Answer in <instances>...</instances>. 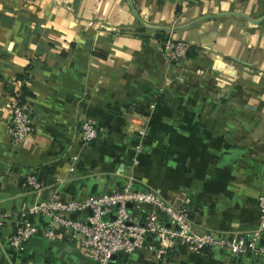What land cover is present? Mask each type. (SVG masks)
I'll return each instance as SVG.
<instances>
[{
    "label": "crops",
    "instance_id": "crops-1",
    "mask_svg": "<svg viewBox=\"0 0 264 264\" xmlns=\"http://www.w3.org/2000/svg\"><path fill=\"white\" fill-rule=\"evenodd\" d=\"M141 21L188 46L176 62L124 0H0V264L79 262L65 237L43 230L20 251L7 245L33 203L83 201L127 182L179 203L197 232L251 234L264 193V0H131ZM165 39V40H166ZM164 40V41H165ZM22 76V80L17 77ZM29 97L28 144L10 142L11 92ZM132 115L145 123L132 132ZM98 131L78 143L80 124ZM75 159L72 160L71 158ZM32 173L41 189L29 190ZM255 245L264 250V234ZM151 252L110 264H151ZM169 264H264V254L183 250Z\"/></svg>",
    "mask_w": 264,
    "mask_h": 264
},
{
    "label": "built area",
    "instance_id": "built-area-1",
    "mask_svg": "<svg viewBox=\"0 0 264 264\" xmlns=\"http://www.w3.org/2000/svg\"><path fill=\"white\" fill-rule=\"evenodd\" d=\"M162 46L174 62L185 57L188 51L185 43L168 39ZM129 126L137 136H143L145 123L142 117L132 115ZM32 130L29 100L21 97L19 90H14L11 92L7 136L11 143L24 145L28 144ZM97 136L98 131L90 122L80 124V146L90 145ZM23 182L33 191L42 186L32 173L25 175ZM189 207L190 199L186 194H182L179 203H172L152 191L133 189L131 182L109 194L89 196L83 201L55 197L22 208L7 245L20 251L42 229L47 240L65 237L76 254L90 264H110L111 256H130L141 250L151 252V264H168L166 253L173 248L194 254L212 249L235 256L264 254V250L255 245L264 234V193L257 198L259 227L243 236L197 232L189 217ZM71 216L75 217L72 219Z\"/></svg>",
    "mask_w": 264,
    "mask_h": 264
},
{
    "label": "water",
    "instance_id": "water-1",
    "mask_svg": "<svg viewBox=\"0 0 264 264\" xmlns=\"http://www.w3.org/2000/svg\"><path fill=\"white\" fill-rule=\"evenodd\" d=\"M127 5L129 6V9H130V13L132 15V17L136 20V22L139 24V26L144 29V30H149V31H153V32H163V33H172V32H176V31H179V30H183L185 28L188 27V25H184V26H180V27H176V28H158V27H153V26H148V25H145L141 19L139 18V16L137 15L136 11L134 10L133 8V5H132V1L131 0H124ZM221 16H236V17H239V18H242V19H245L247 20L250 24L252 25H258L261 21H263L264 17L261 18V19H258V20H252L250 18H248L247 16L245 15H242V14H237V13H227V14H219V15H215V16H211V17H221ZM128 207V205H127ZM75 216H71V218L73 219ZM77 255V254H76ZM77 259L79 262L81 261H85V262H88L90 263L88 260L80 257L79 255H77ZM114 258V256H111L110 257V261Z\"/></svg>",
    "mask_w": 264,
    "mask_h": 264
},
{
    "label": "trees",
    "instance_id": "trees-1",
    "mask_svg": "<svg viewBox=\"0 0 264 264\" xmlns=\"http://www.w3.org/2000/svg\"><path fill=\"white\" fill-rule=\"evenodd\" d=\"M157 38L159 41H164L166 39V35L163 33V32H159L157 34ZM18 80H22V76H19L17 77ZM20 93H21V97H29L28 93L22 88L20 89ZM181 248H173L169 251H167L166 253V261L167 263L169 264L171 259H172V256L176 255L178 252H181ZM146 264H149V263H146Z\"/></svg>",
    "mask_w": 264,
    "mask_h": 264
},
{
    "label": "bare ground",
    "instance_id": "bare-ground-1",
    "mask_svg": "<svg viewBox=\"0 0 264 264\" xmlns=\"http://www.w3.org/2000/svg\"><path fill=\"white\" fill-rule=\"evenodd\" d=\"M252 25V24H251Z\"/></svg>",
    "mask_w": 264,
    "mask_h": 264
}]
</instances>
